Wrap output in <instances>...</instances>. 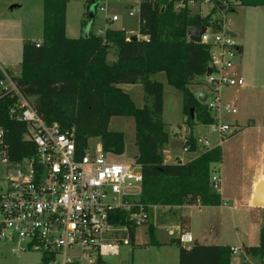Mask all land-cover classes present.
<instances>
[{
	"label": "trees",
	"instance_id": "16d2710c",
	"mask_svg": "<svg viewBox=\"0 0 264 264\" xmlns=\"http://www.w3.org/2000/svg\"><path fill=\"white\" fill-rule=\"evenodd\" d=\"M175 1H142L139 34L149 38L135 35L137 39H131L125 30L117 28H107L102 35L90 31L88 36L69 37V0H43V39L24 42L22 71L13 75L22 93L31 99L35 97L33 106L47 123L58 122L63 129L76 128L79 147L86 146L90 138L99 137L106 153H124L125 134L111 130L110 121L116 115L133 116L138 147L135 159L143 176L140 199L147 209L156 205L215 206L224 203L222 194L210 184L212 165L223 161L221 144L203 150L187 162L166 161L164 148L170 134L163 120L164 87L163 82L152 78L153 75L164 72L168 83L182 91L186 124L190 127L215 121L213 112L190 88L198 76L208 71L210 50L203 43L191 41L188 29L209 24L210 14L203 16L189 9L176 11ZM223 1L216 0L213 11L230 10ZM237 1L243 5L264 6V0ZM161 4H165V8ZM87 12L90 18L96 16V8L94 16L90 15L89 5ZM113 48L116 59L110 61L108 57ZM4 77L0 67V79ZM138 82L145 92L146 103L142 107L118 85ZM17 102L18 96L0 92V124L6 130L13 160L34 154L36 150L35 144L24 136L26 123L10 116V109ZM192 108L194 118L191 117ZM192 132L186 143L195 151L198 145ZM180 220L181 231H189L190 217L181 216ZM262 221L260 244L245 248L264 258V212ZM136 227L132 229V241ZM149 230L151 244L161 245L155 237L153 224ZM171 242L180 246L179 264H232L230 245L194 242L186 247L178 238Z\"/></svg>",
	"mask_w": 264,
	"mask_h": 264
},
{
	"label": "built area",
	"instance_id": "2783aa9c",
	"mask_svg": "<svg viewBox=\"0 0 264 264\" xmlns=\"http://www.w3.org/2000/svg\"><path fill=\"white\" fill-rule=\"evenodd\" d=\"M88 2L96 12L98 8L107 10L95 0ZM205 3L212 4V13L216 0H176L174 8L200 13L195 8L201 9ZM223 3L227 5L226 0ZM161 7L165 8V4ZM136 13L140 17V7L139 11L135 7L129 11L130 16ZM118 19L117 14L111 18ZM210 21L200 35V43L210 50L209 68L203 75L208 88V92L203 91V103L213 112L222 108L224 87L240 88L246 81L237 69L241 45L225 30L224 19ZM40 44L41 41L37 43ZM2 70L5 77L0 79V92L18 96L10 116L26 123L24 136L36 150L21 159H11L6 130L0 124V242L10 244L13 252H40L42 264H101L103 257L119 255L121 246L132 242L133 227L149 221V209L140 199L142 172L135 173L134 164L110 160L101 142L96 148L90 141L79 147L76 128L63 129L58 122L47 123L13 76ZM224 107L237 112L234 102ZM209 126L222 136L239 129L237 125L218 122L216 117ZM186 141L184 137L183 150L192 151ZM196 143L205 149L220 144L206 135L196 136ZM210 184L215 191H221L222 176L216 166L211 169ZM178 239L186 247L195 242L190 231H181ZM231 250L233 256L242 254L243 264L251 263L249 257L253 254L245 247L231 246ZM257 257L258 264H264V258Z\"/></svg>",
	"mask_w": 264,
	"mask_h": 264
},
{
	"label": "rangeland",
	"instance_id": "374dc122",
	"mask_svg": "<svg viewBox=\"0 0 264 264\" xmlns=\"http://www.w3.org/2000/svg\"><path fill=\"white\" fill-rule=\"evenodd\" d=\"M95 1L106 6L107 10L98 8L96 16L90 18L87 12L88 0H69V34L78 37L85 27L97 35L107 28L126 30L131 37L139 35V14L130 16L129 11L133 7L139 11L141 0ZM226 1L227 6L233 10L225 13L216 10L211 13L212 4L205 3L201 9L195 8V11H200L203 16L210 14L211 20L224 19L225 30L235 32V41L244 46L237 62L246 84L240 88L224 87L221 90L222 108L213 111L218 122L237 125L239 129L222 136L212 132L209 124L196 123L190 127L186 124L182 91L168 83L164 72L152 78L163 82L164 87L163 120L170 134L165 150L173 157L175 154L181 155L185 161L200 154L205 149L203 146L198 147L197 153L183 150L184 137H188L191 130L196 136H208L223 148V161L214 163L212 168H220L226 203L215 206L195 205L188 209L191 211L189 215L192 217L195 238L203 244L251 247L260 244L263 223L258 210L250 207L246 201L245 184L249 169L245 160L248 157L258 161L264 158V6L243 5L237 0ZM114 14L119 16L118 20H111ZM43 17V0H0V67L12 76L22 71L24 42L32 38L43 39ZM108 58L110 61L116 59L114 48ZM206 84V77L198 76L190 88L198 97L201 91L208 92ZM118 85L131 95L137 106H144L146 101L142 83ZM233 102L237 107L236 113L224 107ZM110 129L124 132L126 148L122 154L108 153V158L115 162L134 164L133 171L141 172V166L135 159L138 147L134 117L112 116ZM89 141L93 148L101 142L99 137H92ZM162 211V208L150 207L149 221L134 229L133 241L123 244L119 255L103 257L101 264H177L180 246L172 243L171 239L178 238L181 232L177 228L180 216L179 213L170 216ZM150 224L154 225L155 237L161 245L151 244ZM241 257L242 254L233 256L232 264H242ZM249 259L250 264L259 263L257 256L251 255ZM0 264H42V254L29 250L13 252L10 244L0 242Z\"/></svg>",
	"mask_w": 264,
	"mask_h": 264
},
{
	"label": "crops",
	"instance_id": "0c3cea01",
	"mask_svg": "<svg viewBox=\"0 0 264 264\" xmlns=\"http://www.w3.org/2000/svg\"><path fill=\"white\" fill-rule=\"evenodd\" d=\"M124 28V27H123ZM87 28H82L81 29V35H84L85 31H86ZM126 31V30H125ZM89 32H90V29H89ZM235 33V32H234ZM236 34V33H235ZM67 35L69 37H73L72 34H69V28H68V16H67ZM102 35V34H100ZM127 36L130 38L131 36L129 34H127ZM237 36V34H236ZM75 37V36H74ZM79 37V36H78ZM33 39V38H32ZM33 40H41V39H33ZM242 49H241V54L243 53L244 51V46L242 44H240ZM240 54V55H241ZM237 69H239V63L237 62ZM202 92V91H201ZM165 156H166V161L167 162H176L178 161L179 159H181L182 162H187L183 159V157L179 154H175V157H173V155L171 153L168 152V150H165ZM194 152V151H192ZM194 153H197V151H195ZM199 154L191 157L189 160L195 158L196 156H198ZM188 160V161H189ZM245 162L247 163V167L249 169V177L247 179V183L245 184V190H246V201H247V204L258 210V212L260 213V216L262 217V220H263V212H264V205L260 206V205H256L254 203V197H255V194L257 192V189H258V186L260 184V182H264V158L262 160H256V159H252L250 157H248V159L245 160ZM259 164V166H257ZM221 172V171H220ZM221 176H222V173H221ZM222 187H223V176H222ZM223 189V188H222ZM221 189L220 193L222 194V197H223V190ZM224 199V197H223ZM261 200L264 201V192L262 193V197H261ZM226 203V200L224 199V203ZM199 206L197 204H194V205H189V204H185V205H182V206H162V205H156L154 207H159V208H162L164 211H162L163 214H166L168 213L170 216L173 215V213H179V216H189L190 217V227H189V231L193 234L192 232V217L189 215L191 213V211H189L188 209L189 208H192L193 206ZM177 228L179 230H181V220L179 218V222L177 224ZM171 233V232H170ZM194 236V234H193ZM195 238V236H194ZM172 240V239H171ZM195 242L197 243H200L197 238H195ZM174 243V242H172ZM177 243V242H175ZM203 244V243H201ZM220 245H223V244H220ZM245 247V246H243ZM179 255V254H178ZM178 259H179V256H178ZM241 262L243 264V257H241ZM176 264V263H175ZM179 264V260H178V263Z\"/></svg>",
	"mask_w": 264,
	"mask_h": 264
},
{
	"label": "water",
	"instance_id": "95a60500",
	"mask_svg": "<svg viewBox=\"0 0 264 264\" xmlns=\"http://www.w3.org/2000/svg\"><path fill=\"white\" fill-rule=\"evenodd\" d=\"M91 10H92V13L90 14L91 16H94L95 15V11H94V5L90 6ZM206 30V25H195V26H192L188 29V36L190 38L191 41H194V42H200V35ZM230 34L236 36V34L233 32V31H228ZM89 35V29L87 28L85 33H84V36H88ZM131 39H137V36H132L130 37ZM198 99L201 101V102H205L206 101V94L202 91L199 93V96H198ZM191 117L194 118L195 117V111L194 109L192 108L191 109ZM264 192V182H260L259 186H258V189H257V192L255 194V197H254V203L256 205H264V201L261 200V197H262V193Z\"/></svg>",
	"mask_w": 264,
	"mask_h": 264
}]
</instances>
